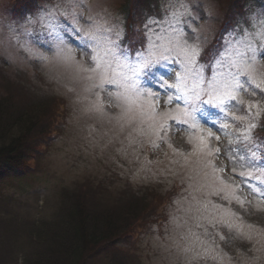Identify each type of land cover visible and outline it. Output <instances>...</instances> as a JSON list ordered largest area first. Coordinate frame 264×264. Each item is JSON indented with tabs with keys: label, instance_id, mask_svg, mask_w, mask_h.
<instances>
[{
	"label": "rangeland",
	"instance_id": "rangeland-1",
	"mask_svg": "<svg viewBox=\"0 0 264 264\" xmlns=\"http://www.w3.org/2000/svg\"><path fill=\"white\" fill-rule=\"evenodd\" d=\"M38 1L36 9L16 8L19 12L13 13L17 1L0 0V95L12 91L17 96L20 94L16 93L18 75L14 71L23 70L32 84L37 82L42 90L65 100L62 113L55 118V122L59 118L60 122L55 127L51 125V133L40 139L42 132L35 130V145H39L41 152L34 156L24 182L17 181L13 175L0 183V264H21L19 249L24 248L26 228L32 226L33 229L42 221L52 225L68 197L70 203L82 202L88 210L93 208L97 213L109 214L111 219L125 220L115 230L116 236L121 235L143 211L144 205L141 202L144 199L128 196L130 191H126L125 185L134 189L146 185L167 197L179 190L171 204L167 205V199L158 208L155 224L164 220L163 223L148 224L145 233L138 229L130 244L121 242L114 253L105 244L97 250L98 257L90 260L91 264H124L130 260L137 264H264V199L258 194L264 191V184L250 181L257 185L250 189L244 183L238 173L247 169L242 168L236 154L238 147L244 148L237 144V134L247 124L260 122L264 92L249 88L238 95L241 103L231 109L229 117L241 119L230 120L225 133H214L219 140L208 141V148L220 149L218 154L209 155L207 149H194L200 133L185 130L186 126L177 125L172 118L161 121L157 116L156 120H151L144 113L149 103L157 102L150 97H140L142 107L127 104L122 98V88L101 81L96 72L84 71L78 66L88 65V57L81 50L72 49L74 59L67 60L55 48L51 51L39 48L34 41L41 27L35 20L51 3ZM124 1L70 0V3L74 11L82 14V22L95 20L103 24L107 19L122 26L120 13L126 7ZM254 1L258 6L252 12L264 10V0ZM68 3L69 0H65V4ZM159 5L158 15L140 8L129 11L134 21L141 24L132 41L138 43L135 48H140L145 39L143 22L148 17H164L161 30L167 28L172 32L178 26L171 13L164 16L165 0H160ZM168 6L176 11V17L183 16L179 26L200 46L198 63L205 59L204 53L211 59V50L222 44H212V33L216 21L222 18L223 0H169ZM121 33L119 43L128 48L122 27ZM143 46L146 48L147 44ZM225 56L228 59L223 65H213L224 73L229 70L231 61L228 53ZM175 75L173 73V78ZM208 75L206 70L205 76ZM251 75L256 82H264V59L258 60ZM166 99L161 96L157 113L165 110ZM249 105H255L251 115ZM179 108L175 102L167 105L176 119L181 118ZM161 123L168 126L166 132H160ZM256 145L253 139L247 153ZM256 155L260 159L259 152ZM256 176L264 177V169H257ZM236 195L243 198V207L236 202ZM136 200L138 209H130L127 204L133 201L135 206ZM233 212L237 215L233 216ZM1 217L12 221L11 230L18 233L19 229L18 237L12 233L10 238L5 237L3 228L7 225ZM205 228L210 236L204 235ZM195 236L200 240L194 242Z\"/></svg>",
	"mask_w": 264,
	"mask_h": 264
},
{
	"label": "snow or ice",
	"instance_id": "snow-or-ice-1",
	"mask_svg": "<svg viewBox=\"0 0 264 264\" xmlns=\"http://www.w3.org/2000/svg\"><path fill=\"white\" fill-rule=\"evenodd\" d=\"M49 2L51 7L44 9L43 15L35 20L41 27L35 37L36 45L48 51L55 48L67 60L74 59L72 49L81 50L88 57V65L81 63L78 66L84 71L96 72L101 81L122 88V98L130 106L142 107L139 105L140 97H150L157 104L161 96L167 97L163 112L157 113V104L149 103V109L144 114L153 121L157 116L161 121L172 118L177 125L186 126L185 130L200 133L194 149H207L209 155L218 154L220 149L208 148V141L219 140V136L214 135L215 132L225 133L230 120L241 119L236 116L229 117L231 109L241 103L237 99L238 95L249 88H258L264 92V82H256L251 75L258 60L264 59V10L237 13L239 19L229 32L221 35L222 44L211 50V59H207L209 54L204 53L205 59L198 63L201 48L179 26L183 16L176 17V11L168 6L169 0H165L164 16L171 13L178 26L172 32L167 28L161 30V20L164 17H148L143 22L145 39L140 48H125L119 43L122 39V26L115 22L107 19L103 24L95 20L91 23L82 22V14L73 10L70 0L67 5L65 0ZM28 23L31 24L32 21ZM144 44H147L146 48ZM225 53L231 57L226 73L213 66L224 64L228 59ZM206 70L208 76H205ZM173 73H176L174 78ZM173 102L180 106V119H176L167 110V105ZM253 107L255 105L248 106L250 115ZM167 127L161 123L160 132H166ZM255 127L254 123L247 124L236 137L237 144L244 146L243 149L238 147L236 154L242 162V168L247 169L240 171L238 175L244 178V183L250 189L257 187L256 184L249 183L250 181L264 184V177L256 176L257 169H264V152L260 153V159L256 155L259 148L247 153L254 139L251 133ZM258 194L264 199V191H258ZM235 200L241 207L244 206V200L239 195L235 196ZM232 215L237 214L233 212ZM197 227L201 225L197 224ZM211 227L214 228L215 223ZM204 235H211L207 228ZM199 240L200 237L195 236L194 242Z\"/></svg>",
	"mask_w": 264,
	"mask_h": 264
},
{
	"label": "trees",
	"instance_id": "trees-1",
	"mask_svg": "<svg viewBox=\"0 0 264 264\" xmlns=\"http://www.w3.org/2000/svg\"><path fill=\"white\" fill-rule=\"evenodd\" d=\"M16 1L19 5L13 6V13L19 12L18 10L22 8L33 10L40 4L38 0ZM223 2V15L216 21V28L212 33V44L220 43L221 35L233 28L236 20L239 19L237 13L252 12L253 8L258 6V2L254 0H223ZM124 3L126 7H123L120 13L121 17L122 15L124 17H122L123 39L130 43L138 35L141 24L134 21L129 11L140 8L146 11L151 10L158 15L161 8L160 0H125ZM16 8L19 9L16 10ZM14 72L18 75L15 83L16 93L26 96L22 97L20 94L17 96L13 91L0 95V183L4 182L6 177L13 175H16L17 181L21 179L24 182L27 170L30 171L34 162V156L41 152L38 150L39 145H35L37 140L35 130L38 129L37 133L42 132L40 139L50 134L51 125L55 127L60 122V118L56 122L55 118L62 113L65 100L42 90V86L37 82L32 84L23 70ZM253 137L257 144L256 148L264 152V112ZM125 189L130 191L128 196L131 194L134 198L144 199L141 201L144 205L143 211L133 220L131 226L125 227L121 235L116 236L115 230L122 226L125 220L120 221L119 217L111 219L109 214L97 213L93 208L88 210L84 207L85 204L79 201V203L72 201L70 203L67 196V200L63 199L64 204L57 212L59 218L56 217L52 225L49 226L45 223L46 221H42L41 225L33 229L32 226L26 228L28 232L25 245L23 249L22 247L19 249L22 253L21 264H91L90 260L92 258L94 260L95 256L98 257L97 250L105 244L109 246L108 249L112 253L119 249L117 245L121 242L127 241L130 244L132 236L138 229L145 233L148 224H155L158 208L164 205L167 196L166 194L160 196L158 191L152 188L134 189L125 185ZM83 201L86 202V199ZM131 202L133 201H130L127 206L129 205L130 209H138V200L135 201V206ZM5 223L7 225L3 228L5 237L10 238L11 233L18 237L19 229L18 233L11 230L12 221L7 220Z\"/></svg>",
	"mask_w": 264,
	"mask_h": 264
}]
</instances>
